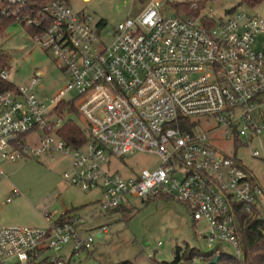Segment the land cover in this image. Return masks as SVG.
I'll use <instances>...</instances> for the list:
<instances>
[{
	"label": "built area",
	"instance_id": "built-area-1",
	"mask_svg": "<svg viewBox=\"0 0 264 264\" xmlns=\"http://www.w3.org/2000/svg\"><path fill=\"white\" fill-rule=\"evenodd\" d=\"M26 3L0 0V21L29 29L67 81L40 99L34 90L40 72L19 87L8 69L0 71L14 86L0 92V158L63 156V180L98 191L101 211L127 198L173 200L194 224H203L193 231L208 247L226 246L240 257L235 215L241 210L264 219V192L210 135L222 132L243 145L264 129V51L254 48L264 20L235 11L209 25L207 17L163 16L161 0H149L135 17L110 28L74 11L70 0H51L39 10ZM70 119L85 137L76 145L60 135ZM134 153L155 156L156 167L128 177L110 169L111 160ZM251 156L264 168V148ZM44 216L46 227L0 228V264L42 257L59 264L63 247L70 245V256L90 248L92 236L83 238L78 229L81 218L56 223Z\"/></svg>",
	"mask_w": 264,
	"mask_h": 264
},
{
	"label": "rangeland",
	"instance_id": "rangeland-1",
	"mask_svg": "<svg viewBox=\"0 0 264 264\" xmlns=\"http://www.w3.org/2000/svg\"><path fill=\"white\" fill-rule=\"evenodd\" d=\"M188 2L203 3L200 19L207 17L217 22L236 7L237 12L264 20V1L250 8L238 6L239 0H161V14L185 17L176 11L174 5ZM70 6L76 12L91 14L95 20L104 18L110 28L127 17H135L140 11L139 0H70ZM260 47H264V36L258 34L254 48L259 50ZM0 53L8 58V78L16 86L29 85L31 78L41 73L34 87L40 99H48L67 81L57 63L32 42L29 31L17 22H12L0 37ZM73 96V93L67 95L68 98ZM260 122L264 126V119ZM222 136V132H214L210 139L226 155L237 159L256 178L264 192L263 163L251 156L253 149L264 148V129L258 136H249V143L243 145H234L231 139ZM157 162L153 155L134 153L111 160L110 169L128 177L144 168L154 169ZM67 165L68 160L61 155L52 160L42 157L40 160L23 158L13 162L0 158V228L46 227L45 213H49L52 220L63 215L81 218L80 235L83 238L92 236L93 242L78 256L69 255V245L63 247L60 253L66 254L57 261L59 264H118L127 260L132 264H160L173 260L176 245L203 252L213 250L193 231L202 229L203 224H194L182 205L170 199L141 201L127 198L122 211H101L98 191H83L63 180L62 171ZM7 198L11 199L10 202L6 201ZM102 227L106 233H100L101 237H98ZM223 250L232 253L229 247L225 246Z\"/></svg>",
	"mask_w": 264,
	"mask_h": 264
},
{
	"label": "trees",
	"instance_id": "trees-1",
	"mask_svg": "<svg viewBox=\"0 0 264 264\" xmlns=\"http://www.w3.org/2000/svg\"><path fill=\"white\" fill-rule=\"evenodd\" d=\"M51 0H26L27 7L35 8L37 10L45 8ZM264 0H239L238 6L245 5L253 8ZM196 6V7H194ZM176 11H179L185 15V17L196 18L199 17V11L203 8V3L188 2L174 5ZM236 7L227 12L231 14L236 11ZM11 19H2L0 21V37L3 36L7 27L12 23ZM204 22L213 25L215 22L211 20H205ZM100 25H105L104 22H100ZM29 32L30 30L27 29ZM9 69L8 58L0 53V71ZM14 86L6 80L0 78V92L5 90H12ZM61 109V108H60ZM59 109V111H61ZM71 111V110H70ZM60 135L62 138L71 145H76L85 140L84 134L80 127L73 121L65 123ZM239 162L237 159H234ZM252 181L258 184L256 178L252 176ZM167 199V198H157ZM156 200V199H154ZM74 210V209H73ZM123 210V206H118L111 210V213H116ZM67 216H59L56 219V223H62L68 220ZM235 234L238 241V248L241 252V256L237 257L235 254L227 253L223 250V247H217L209 252H203L197 248H190L188 246H178L173 248V260L161 262L160 264H264V219L253 217L245 212L239 210L234 219ZM216 250H219L216 254ZM197 259V262H192L193 259ZM217 258L214 263L213 260ZM25 264H50L47 263V258L42 257L39 260L32 259ZM118 264H132L131 261H123Z\"/></svg>",
	"mask_w": 264,
	"mask_h": 264
},
{
	"label": "crops",
	"instance_id": "crops-1",
	"mask_svg": "<svg viewBox=\"0 0 264 264\" xmlns=\"http://www.w3.org/2000/svg\"><path fill=\"white\" fill-rule=\"evenodd\" d=\"M83 1H87V0H83ZM149 0H139V10L141 11L144 7H145V5L147 4V2H148ZM97 21H102V22H104V23H106V20L104 19V18H102V17H99L98 19H96ZM259 50H262V51H264V47H260V48H258ZM264 106V105H263ZM264 112V111H263ZM262 119H264V116L262 117ZM258 182V181H257ZM98 237H101L100 235H98ZM69 249H70V245H69ZM61 254V256H63L64 257V255L66 254V253H60ZM79 255V254H78ZM78 255H74V256H78ZM66 258V257H65ZM71 260V259H70Z\"/></svg>",
	"mask_w": 264,
	"mask_h": 264
},
{
	"label": "water",
	"instance_id": "water-1",
	"mask_svg": "<svg viewBox=\"0 0 264 264\" xmlns=\"http://www.w3.org/2000/svg\"><path fill=\"white\" fill-rule=\"evenodd\" d=\"M217 261V258H215L214 260H213V262L215 263Z\"/></svg>",
	"mask_w": 264,
	"mask_h": 264
}]
</instances>
